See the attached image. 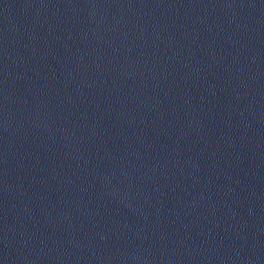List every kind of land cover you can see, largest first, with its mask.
I'll use <instances>...</instances> for the list:
<instances>
[{"label":"water","instance_id":"obj_1","mask_svg":"<svg viewBox=\"0 0 264 264\" xmlns=\"http://www.w3.org/2000/svg\"><path fill=\"white\" fill-rule=\"evenodd\" d=\"M0 264H264V217L139 226L0 221Z\"/></svg>","mask_w":264,"mask_h":264}]
</instances>
